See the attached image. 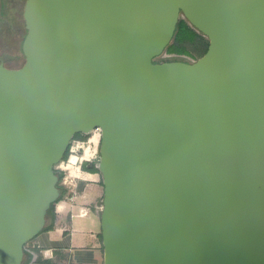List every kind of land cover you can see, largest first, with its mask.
Instances as JSON below:
<instances>
[{
  "label": "water",
  "instance_id": "1",
  "mask_svg": "<svg viewBox=\"0 0 264 264\" xmlns=\"http://www.w3.org/2000/svg\"><path fill=\"white\" fill-rule=\"evenodd\" d=\"M24 18V64L0 54V264H24L54 166L96 128L104 264H264V0H26ZM181 18L208 49L160 61Z\"/></svg>",
  "mask_w": 264,
  "mask_h": 264
},
{
  "label": "rangeland",
  "instance_id": "2",
  "mask_svg": "<svg viewBox=\"0 0 264 264\" xmlns=\"http://www.w3.org/2000/svg\"><path fill=\"white\" fill-rule=\"evenodd\" d=\"M25 3L26 0H0V54H22V44L26 35ZM185 21L197 33L196 39H187L185 42L174 40L173 45L182 46L184 49L182 51H166L158 59L194 61L202 55L203 51L200 47L209 42V38L193 27L187 19ZM23 62V58H13L7 60V65L18 67ZM101 135V129L96 128L88 133H81L80 136L72 140L68 157L54 166L53 170L56 176L52 174L49 178V182L55 185L48 190L45 199L30 216L31 223L35 228H44L46 213L51 219H54L48 213V208L51 201L58 196L68 201L69 211L74 215H81L80 212L84 206L88 213L97 216V231L102 239L101 213L104 200L102 172H97V175L93 176L95 178L91 179L84 178L79 172V168L82 169L84 166L95 165L98 167L101 158ZM91 137L95 139V143L90 140ZM73 155L76 157L73 158ZM70 159H73V162H70ZM55 186L59 189V193ZM32 243V240L29 241L28 247Z\"/></svg>",
  "mask_w": 264,
  "mask_h": 264
},
{
  "label": "crops",
  "instance_id": "3",
  "mask_svg": "<svg viewBox=\"0 0 264 264\" xmlns=\"http://www.w3.org/2000/svg\"><path fill=\"white\" fill-rule=\"evenodd\" d=\"M80 175L86 179L95 178L97 172L79 168ZM65 199H61L62 201ZM58 201V202H59ZM56 203L54 219L46 213L44 227L53 223V228L41 231L32 245H26L31 259L26 264H104L103 240L97 231V216L87 212L85 216L74 215L65 200L59 209ZM84 207V206H83ZM81 209V208H79Z\"/></svg>",
  "mask_w": 264,
  "mask_h": 264
},
{
  "label": "trees",
  "instance_id": "4",
  "mask_svg": "<svg viewBox=\"0 0 264 264\" xmlns=\"http://www.w3.org/2000/svg\"><path fill=\"white\" fill-rule=\"evenodd\" d=\"M26 33H27V28H26ZM196 37H197V33L194 31V29H192L187 24V22L185 21V19L181 18L179 20V22H178L177 31H176V34H175V37H174L173 41L177 39L179 42H185L187 39L193 40L194 38L196 39ZM208 46H209V42H207L202 47H200L201 51H203L202 55L207 51ZM183 49H184V47H182V46H175V45H173L171 43L170 45H168L166 51H182ZM22 54H23V57L22 58L24 59V62H25L26 57H25V55L23 53V49H22ZM159 60L160 61H163V60H167V59H159ZM24 62H23V64H24ZM18 67H20V66H18ZM80 134L81 133H76V135H75L74 138H77L78 136H80ZM70 147H71V144L68 147V149H67V151H66V153L64 155V159H66L68 157L69 152H70ZM83 169L88 170V171H91V172H99L100 171V169L98 167H96L95 165H92L90 167H85L84 166ZM59 200H61V197H57L56 200L54 202H52L51 205H50V207L48 208V213L51 215L52 218L55 217V211H54L55 210V208H54L55 203L58 202ZM53 226H54L53 223H51V224L45 226L41 231L49 230V229L53 228ZM26 254H28L27 251H26ZM30 259H31V256L28 255V258L24 261V264H26Z\"/></svg>",
  "mask_w": 264,
  "mask_h": 264
},
{
  "label": "bare ground",
  "instance_id": "5",
  "mask_svg": "<svg viewBox=\"0 0 264 264\" xmlns=\"http://www.w3.org/2000/svg\"><path fill=\"white\" fill-rule=\"evenodd\" d=\"M90 140H91L92 142L95 143V139H94L93 137H91ZM71 156H72V155H71ZM75 157H76V156L73 155V158H75ZM70 162H73V159H70ZM65 203H66L65 200L59 201V202H58V207H59V209L63 208ZM80 213H81V215L85 216V215L87 214V209H86L85 207H82ZM26 249H27V248H26Z\"/></svg>",
  "mask_w": 264,
  "mask_h": 264
},
{
  "label": "flooded vegetation",
  "instance_id": "6",
  "mask_svg": "<svg viewBox=\"0 0 264 264\" xmlns=\"http://www.w3.org/2000/svg\"><path fill=\"white\" fill-rule=\"evenodd\" d=\"M14 55H16V57L14 59H19V58L23 57V54H14ZM5 65L8 66L7 61L5 62Z\"/></svg>",
  "mask_w": 264,
  "mask_h": 264
}]
</instances>
